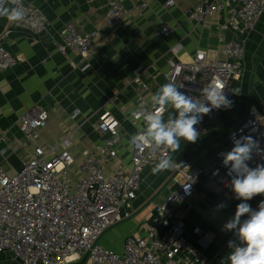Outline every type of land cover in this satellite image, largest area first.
I'll return each instance as SVG.
<instances>
[{
  "label": "built area",
  "instance_id": "1",
  "mask_svg": "<svg viewBox=\"0 0 264 264\" xmlns=\"http://www.w3.org/2000/svg\"><path fill=\"white\" fill-rule=\"evenodd\" d=\"M35 0H23L26 15L23 20H9V28H24L35 35L48 29V22L38 11ZM8 3L5 4V6ZM173 5V1L166 3ZM147 6L142 2L133 7L140 13ZM126 13L118 0L108 3L106 25L110 26ZM216 13H225L224 22L217 25L221 34L234 33L232 39L220 37L222 58L210 59L206 50L199 49L188 61H168L163 76L167 83L175 82L179 90L194 99L203 100L201 90L210 85L224 89L229 100L234 97L232 82L240 77L245 46L257 22L264 15V0H200L184 14L189 22L201 23ZM173 28L164 23L159 35L167 36ZM96 30L78 32L75 23H67L61 32L58 50L74 51L82 59L80 69L90 67L89 58ZM18 63L0 41V70ZM142 89L146 85L142 84ZM131 114L134 120L147 125L145 116L157 114L161 107L152 108L142 103ZM159 114L164 117L166 108ZM222 108L212 109L196 125L200 136L206 132V123L218 121ZM175 110L170 118L175 119ZM44 110H30L20 118L24 145L32 153L21 170L9 176L0 164V261L4 264H70L87 256L88 264H213L203 249L196 247L184 235L182 205L192 198L204 197L209 191L221 197L230 188L229 169L223 165V155L232 149L233 139L251 135L264 149V110H249L246 117L226 134V145L219 149L205 167L191 163H174L172 179L177 187L164 202L157 204L138 226L137 232L127 234L119 248L103 245L105 233L125 221L134 212L131 202L142 182L146 167L168 158L172 152L166 146L153 150L140 149L131 144V166L128 171L115 168L107 173L118 156L123 131L120 121L105 111L97 122L99 140L92 150L83 152L77 164V174L71 166L75 159L71 150L70 134L51 145L39 142L40 130L48 122ZM169 118V119H170ZM138 130L134 135L145 134ZM235 133V137H233ZM199 136V137H200ZM255 168L264 164V155L253 154L248 162ZM232 175H235L234 173ZM258 207L264 194L253 197ZM204 247L208 242H204Z\"/></svg>",
  "mask_w": 264,
  "mask_h": 264
},
{
  "label": "crops",
  "instance_id": "2",
  "mask_svg": "<svg viewBox=\"0 0 264 264\" xmlns=\"http://www.w3.org/2000/svg\"><path fill=\"white\" fill-rule=\"evenodd\" d=\"M110 1L35 0V6L49 25L41 35L24 28L10 29L7 17H0V41L18 57L15 66L0 70V164L9 176L21 170L32 153V147L24 145L20 129L21 116L30 110L48 113L39 142L54 145L70 134L75 164L99 140L96 127L100 115L111 112L120 121L123 135L118 156L107 167V173L120 167L128 171L130 140L138 130L147 129V125L131 117L138 98L152 108H166L163 120L167 122L175 109L170 104L158 105L152 97L167 83L163 74L168 61H188L199 49L206 50L210 59L222 58L220 37H235L231 31L221 34L217 29L225 21V13H216L201 23L187 21L184 12L200 0H172L170 6L166 4L169 0H118L126 13L108 26L105 17ZM142 2L147 3L146 8L134 12L133 7ZM70 22L75 23L80 33L97 31L90 67L85 71L80 69L82 59L74 51L58 50L62 29ZM164 23L174 29L167 36L157 34ZM142 84L146 85L145 89ZM232 88V106L222 108L218 121L206 123V132L197 142L181 140L180 149L169 155L174 163L207 166L226 145L227 132L242 122L249 110H264V15L247 40L241 74L232 82ZM155 165L144 170L140 188L131 202L134 212L131 218L137 216V219L122 223L120 233L110 231L114 234H109L110 237L119 233L120 244L111 246L108 237H103V245L119 248L124 237L137 232L150 211L177 187L171 168L153 173ZM71 171L76 175L77 165H72ZM240 202L230 187L221 197L206 191L202 199H188L182 205L184 235L203 249L213 264H229L228 241L235 236L223 227L234 216ZM247 203L254 210L258 208L253 198ZM221 204L224 207H218ZM146 211L148 216L142 219Z\"/></svg>",
  "mask_w": 264,
  "mask_h": 264
},
{
  "label": "clouds",
  "instance_id": "3",
  "mask_svg": "<svg viewBox=\"0 0 264 264\" xmlns=\"http://www.w3.org/2000/svg\"><path fill=\"white\" fill-rule=\"evenodd\" d=\"M8 3L10 7H6ZM26 9L23 0H0V17L18 22L24 19ZM175 82L163 84L154 94L153 100L158 105L170 104L178 113L175 119L165 122L159 114L145 116L147 129L145 134L131 138L130 143L140 149L145 146L156 150L166 146L172 152L181 147V140L195 143L199 139V132L195 127L201 122L203 115L209 114L212 109L230 108L232 101L227 98L224 89L208 86L201 90L203 100L194 99L179 89ZM233 133V137H235ZM230 151L222 153L223 165L229 169L231 176L230 187L237 204L234 216L224 225V231L234 233L235 239L228 241L229 264H264V201L257 209H253L247 201L254 196L264 194V164L255 168L249 167L253 154L264 155V149L259 147V141L251 135L233 139ZM174 166L171 157L161 158L152 168L153 173L170 169ZM235 175H232V174ZM218 207H224L223 204ZM247 218L241 220V217Z\"/></svg>",
  "mask_w": 264,
  "mask_h": 264
},
{
  "label": "rangeland",
  "instance_id": "4",
  "mask_svg": "<svg viewBox=\"0 0 264 264\" xmlns=\"http://www.w3.org/2000/svg\"><path fill=\"white\" fill-rule=\"evenodd\" d=\"M73 165H77V164L74 163ZM71 167H72V166H71ZM148 213H149V211L144 212L143 215H142V219L146 218V217L148 216ZM130 219H137V216H136V217H133V218H130ZM127 221H128V220H127ZM121 224H122V223H121ZM121 224H119V225H117V226H114L113 228L109 229V230L105 233V235H103V237H108V239L110 240V245H111V246H117L118 244H120V240H121V238L119 237L118 234L120 233V231H119V227H120ZM110 231H116V233H117V231H119V233L116 234V236H118V239H117L116 236H112V237H110L109 234H113V232L110 233ZM113 235H114V234H113ZM103 237H102V238H103ZM102 238H101L100 242L103 244V240H102ZM119 238H120V239H119ZM0 258L2 259L3 257L1 256ZM0 264H4V262L1 260V261H0ZM86 264H88V263L86 262Z\"/></svg>",
  "mask_w": 264,
  "mask_h": 264
},
{
  "label": "water",
  "instance_id": "5",
  "mask_svg": "<svg viewBox=\"0 0 264 264\" xmlns=\"http://www.w3.org/2000/svg\"><path fill=\"white\" fill-rule=\"evenodd\" d=\"M86 261H87V256L85 255L79 261L72 262L70 264H86Z\"/></svg>",
  "mask_w": 264,
  "mask_h": 264
}]
</instances>
